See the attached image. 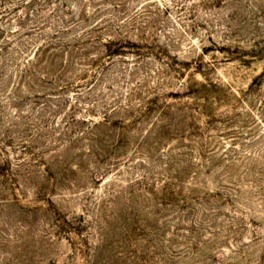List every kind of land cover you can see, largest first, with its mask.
I'll list each match as a JSON object with an SVG mask.
<instances>
[{
	"label": "rangeland",
	"instance_id": "rangeland-1",
	"mask_svg": "<svg viewBox=\"0 0 264 264\" xmlns=\"http://www.w3.org/2000/svg\"><path fill=\"white\" fill-rule=\"evenodd\" d=\"M0 264H264V0H0Z\"/></svg>",
	"mask_w": 264,
	"mask_h": 264
}]
</instances>
